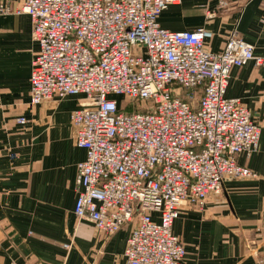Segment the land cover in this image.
<instances>
[{"label": "built area", "instance_id": "obj_1", "mask_svg": "<svg viewBox=\"0 0 264 264\" xmlns=\"http://www.w3.org/2000/svg\"><path fill=\"white\" fill-rule=\"evenodd\" d=\"M174 1L22 0L15 11L38 45L30 105L78 98L69 119L85 159L74 216L107 238L130 226L126 264H186L172 233L181 211H202L226 181L257 178L237 157L258 151L260 126L225 93L233 68L264 67V57L236 31L211 53L202 28L162 29Z\"/></svg>", "mask_w": 264, "mask_h": 264}, {"label": "crops", "instance_id": "obj_2", "mask_svg": "<svg viewBox=\"0 0 264 264\" xmlns=\"http://www.w3.org/2000/svg\"><path fill=\"white\" fill-rule=\"evenodd\" d=\"M21 1L0 0L11 12L0 13V264H126L130 226L107 238L74 216L77 165L85 159L69 119L78 98L30 105L38 45L30 18L15 13ZM207 12L215 16L208 20ZM158 23L172 32L204 29L211 53L236 31L264 57V0H175ZM225 96L240 99L260 126L258 151L237 157L257 178L226 181L202 211H181L172 233L186 264H264V67L233 68Z\"/></svg>", "mask_w": 264, "mask_h": 264}, {"label": "trees", "instance_id": "obj_3", "mask_svg": "<svg viewBox=\"0 0 264 264\" xmlns=\"http://www.w3.org/2000/svg\"><path fill=\"white\" fill-rule=\"evenodd\" d=\"M183 99L184 100L188 99V97H187V95L185 93L183 94Z\"/></svg>", "mask_w": 264, "mask_h": 264}]
</instances>
